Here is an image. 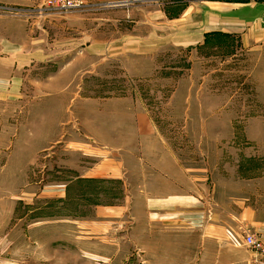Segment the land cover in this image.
<instances>
[{"label": "rangeland", "instance_id": "1", "mask_svg": "<svg viewBox=\"0 0 264 264\" xmlns=\"http://www.w3.org/2000/svg\"><path fill=\"white\" fill-rule=\"evenodd\" d=\"M69 1L0 0V264H195L211 204L264 200V0ZM217 1L258 19L202 38Z\"/></svg>", "mask_w": 264, "mask_h": 264}, {"label": "crops", "instance_id": "2", "mask_svg": "<svg viewBox=\"0 0 264 264\" xmlns=\"http://www.w3.org/2000/svg\"><path fill=\"white\" fill-rule=\"evenodd\" d=\"M225 5L217 1L212 2L211 7L202 9L201 24L198 27L202 32V38L208 33L232 35L240 30L236 27L242 26L234 22L226 23V21L237 20L245 24L258 19L256 12L252 16L249 13L251 9L244 7V9L239 7L228 9L229 12L225 13V8H228L230 4ZM231 5L238 6L239 3ZM261 15L264 18V12ZM229 28L234 30H225ZM10 52L11 47L0 41V53L10 55ZM178 189L175 193H167L166 190L162 192L163 196L170 197L168 203H156L154 200L149 205L148 210L152 219L158 217L162 220L172 219V222L175 221L178 225L179 222L184 221L187 214V196L185 188L181 190L178 187ZM260 202V199H254V201L242 199L235 200L234 203L211 204L209 221L197 231L199 235L195 240V264H264V253L255 252L245 244L247 234H254L264 244V200L262 204Z\"/></svg>", "mask_w": 264, "mask_h": 264}, {"label": "built area", "instance_id": "3", "mask_svg": "<svg viewBox=\"0 0 264 264\" xmlns=\"http://www.w3.org/2000/svg\"><path fill=\"white\" fill-rule=\"evenodd\" d=\"M75 2H76L75 0H70L68 2L67 7L75 6ZM245 243L252 250L257 251L259 253H264V244L261 242V240L256 238L255 235L247 234L246 237H245Z\"/></svg>", "mask_w": 264, "mask_h": 264}, {"label": "water", "instance_id": "4", "mask_svg": "<svg viewBox=\"0 0 264 264\" xmlns=\"http://www.w3.org/2000/svg\"><path fill=\"white\" fill-rule=\"evenodd\" d=\"M263 21H264V18H263Z\"/></svg>", "mask_w": 264, "mask_h": 264}]
</instances>
